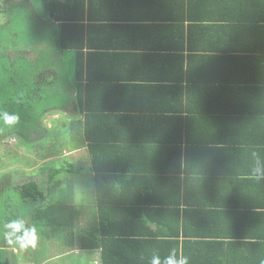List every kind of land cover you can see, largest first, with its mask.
<instances>
[{
  "label": "crops",
  "instance_id": "obj_1",
  "mask_svg": "<svg viewBox=\"0 0 264 264\" xmlns=\"http://www.w3.org/2000/svg\"><path fill=\"white\" fill-rule=\"evenodd\" d=\"M245 1L175 0L144 8L111 0L103 6L104 23L85 28L84 74L103 80L87 91L107 106L100 114L107 122L125 121L124 131L132 136L135 128L139 141L104 164L109 172L128 160L123 171L107 174L117 178L107 224L118 242L149 223L163 252L175 250L177 264H264V25L260 19L243 27L242 4L255 12L260 0ZM140 12L153 17L148 31L130 18ZM254 17L260 18L257 11ZM51 54L56 62L62 58ZM68 63L73 68L74 51ZM171 106L194 109L186 119L156 111ZM78 146L80 163L87 150ZM135 178L153 180L155 188L139 195L126 181ZM90 253L86 261L95 264L99 253Z\"/></svg>",
  "mask_w": 264,
  "mask_h": 264
},
{
  "label": "trees",
  "instance_id": "obj_2",
  "mask_svg": "<svg viewBox=\"0 0 264 264\" xmlns=\"http://www.w3.org/2000/svg\"><path fill=\"white\" fill-rule=\"evenodd\" d=\"M1 1L0 22L4 17L8 20L6 24H0V140L12 135L20 144L23 143L24 147L31 150L35 146L34 137L38 133H41L40 137L48 136V131H53L57 121L63 123L66 128L63 129V134L60 133V137L69 138V144L61 148L55 147L54 150L48 147V152L41 155L57 158L47 165L50 168L60 164V172H66L73 166L78 189L74 193V185L68 179L66 185L61 181L56 182L59 172L54 168L48 172L47 177L51 184L47 191L34 180L13 185L6 184L7 177H0V188L2 185H12L11 188L18 191L20 200L27 205L23 215L9 217L4 222L2 217L0 218V226L3 225L0 232V263L5 260V249L8 248L10 252H13L14 248L17 252L23 251L24 245L19 240L28 234L32 237H42L48 243L56 240L54 244L58 245L55 247L57 252L52 257L64 255L65 250L79 247L86 253L98 251L95 264H153L154 259H158L159 264H167L170 258L178 263V256L173 254L175 250L171 251V248L163 252L164 249L160 247L162 242L155 236V232L149 231V223L145 230L123 233L121 242H118L115 236H109L107 222L109 217H112L110 210L114 209L111 199L118 197L113 195L117 178L112 177V173L123 171L121 164L125 166L128 160L126 158L118 168L115 167L109 172H105L104 164L110 161L107 157L109 154H125L139 142L135 128L132 136L124 131L129 125L125 121L107 122L100 115L107 106L98 104V101L94 100L95 96L87 91L95 81L103 80L99 76L84 74V67L88 64L90 55L82 53L85 47L84 31L91 23H104L101 22L105 21L103 6L111 0ZM170 1L174 3L175 0H136L137 4L135 0H126L129 5H138L139 2L144 8L158 7V4H167ZM255 1L257 0H252L251 3L254 4ZM258 5L255 12L257 11L260 18H253L255 12L248 9L250 4H242L240 14L247 13L245 20L248 21L243 23V27L260 19L264 25V0H260ZM99 9L101 12L97 13ZM130 18H139L142 23H146L142 24L144 31L155 26L151 22L153 17L141 12L138 17ZM24 48H29L31 55L26 54L28 51L24 52L25 56L21 55ZM87 49H90V44H87ZM55 51L62 56L59 62H56L51 54ZM72 51L75 64L70 68L68 61ZM9 52L13 55L20 52L21 56L10 57ZM48 71L51 73L45 78ZM91 73H94L93 68ZM29 94H36L40 101L51 107L40 109L37 114L33 106L30 107ZM102 101L105 103L108 99ZM74 103L77 106L75 113V107L71 106ZM193 109L171 106L159 107L156 111L165 118L186 119L192 115ZM45 113L57 116L64 113L65 117L62 116L64 119L61 120L59 116L51 126H47L41 119ZM80 141L87 150L86 155L79 159L81 167L73 165L77 162L75 158L79 153L71 154L69 158L63 156L65 150L72 153L79 149ZM62 150L64 151L60 155ZM110 172L112 173L107 175ZM177 177L174 174L172 179ZM126 181L131 187H137L134 191H138L139 195H147L155 188L153 180L148 182L144 178H135ZM141 199L144 200L142 197ZM127 237L135 239L130 241ZM155 243L158 245L157 251ZM43 260H40V263ZM19 261L14 259L12 263L18 264Z\"/></svg>",
  "mask_w": 264,
  "mask_h": 264
},
{
  "label": "rangeland",
  "instance_id": "obj_3",
  "mask_svg": "<svg viewBox=\"0 0 264 264\" xmlns=\"http://www.w3.org/2000/svg\"><path fill=\"white\" fill-rule=\"evenodd\" d=\"M1 2L4 3L5 0H2ZM7 20L8 18L4 17L1 20L0 24H6ZM22 50L23 53L21 55L25 56L24 52H27L29 48H24ZM26 54L31 55L29 51ZM21 55L20 52H18L15 55H13L12 52H9L10 57L16 58L17 56H21ZM40 100L36 94L33 95L29 94V102L31 103L30 107L33 106L32 108L36 110L37 114L40 112V109H43L45 107L46 108L51 107L44 101H40ZM59 116L61 117V120H63L64 118L62 116L65 117V114L63 113V115L59 114L57 116L56 114L45 113L43 116L44 118L42 117L41 119L43 123L47 124V126H51L56 118H60ZM24 122L26 121L24 120ZM56 123L57 124L53 127V131L50 130L48 131V136L40 137L41 133H38L37 136L34 137L35 146L32 147L31 150H29V148L27 147H24L23 143L20 144L18 139L13 137L12 135L5 139L0 140V177L1 178L7 177L6 184L13 183V185H17L28 180H35L40 184V186L45 191H47L51 184L50 179L47 177V173L50 170L56 169L59 172L57 176V179L59 180L56 179L55 181L56 182L61 181L63 185H66V179H68V181H70V183L74 185V189H73L74 193L77 192L78 186H76L75 183L76 176L75 174H73L74 173L72 168L73 166L69 167L68 171L66 172H60L62 170L60 164H56L48 169L47 163L57 158L46 157L45 155H41L48 152V147H50L49 149L54 150L55 147L61 148V146L68 145L70 142L69 138L62 139L60 137L61 136L60 133L63 132V129H65L66 126L58 121ZM41 128L45 130L43 127ZM63 151L64 150L61 151L60 155L62 154ZM77 153L80 154L82 153V151L69 153L65 150L63 152V156L68 157L71 156V154H77ZM73 165L78 166L79 163L76 162ZM79 167L81 166L79 165ZM11 187L12 185L11 186L2 185V187L0 188V218L2 217L3 222L6 221L9 217L12 218L18 214L23 215L27 206L22 200H20L18 191ZM2 226H0V232H2ZM19 241L24 245L23 251L16 254L17 252L16 249H14V252L12 251L10 252L8 248L5 249L4 250L5 260H3L4 262L0 264H15L12 263L14 259H19L20 260L19 264H21V261L23 262L29 261L30 264H40V260L45 259L46 256L52 257V255H55L57 252L55 251L57 249L55 247H57L58 245L54 244L56 240H51V242L48 243L45 242L46 240H44L42 237H38L36 235L32 237L31 235L28 234L25 237L23 236ZM80 251L81 249L79 247L73 248L72 253H68L69 255L59 256L54 260H51L49 264H55V262H60V261L63 263H67L69 261L71 262V264L72 263L80 264L84 262L85 264L86 262L87 264H89L90 261H86V260L87 258L90 259L93 256V254L90 252L82 254L79 253ZM64 257L67 258L63 259Z\"/></svg>",
  "mask_w": 264,
  "mask_h": 264
},
{
  "label": "clouds",
  "instance_id": "obj_4",
  "mask_svg": "<svg viewBox=\"0 0 264 264\" xmlns=\"http://www.w3.org/2000/svg\"><path fill=\"white\" fill-rule=\"evenodd\" d=\"M6 138V137H5ZM48 166V165H47ZM48 169H49V166H48ZM47 169V170H48ZM47 175H48V173H47ZM30 179H33V178H30ZM35 181V180H34ZM37 182V181H36ZM40 185V184H39ZM153 264H159V260L158 259H154L153 260ZM167 264H177V262L175 261V260H173V259H168V261H167ZM179 264H185V261H180L179 262Z\"/></svg>",
  "mask_w": 264,
  "mask_h": 264
}]
</instances>
